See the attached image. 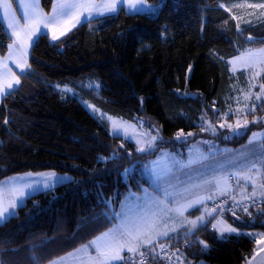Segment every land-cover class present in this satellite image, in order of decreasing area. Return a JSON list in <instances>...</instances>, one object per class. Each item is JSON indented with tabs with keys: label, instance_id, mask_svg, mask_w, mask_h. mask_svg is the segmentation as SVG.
I'll return each instance as SVG.
<instances>
[{
	"label": "trees",
	"instance_id": "trees-1",
	"mask_svg": "<svg viewBox=\"0 0 264 264\" xmlns=\"http://www.w3.org/2000/svg\"><path fill=\"white\" fill-rule=\"evenodd\" d=\"M11 1L17 9V0ZM40 1L51 13L55 0ZM147 1L161 4L158 14L123 7L81 23L58 41L44 33L34 42L20 86L0 105V181L44 171L69 173L73 180L33 195L0 224V264H48L109 230L126 194L150 187L145 168L163 150H183L200 139L237 148L264 129V103L243 115L262 116L244 133L230 136L233 131L220 126L223 118L237 117L228 114L236 106L230 60L248 47H264V21L240 28L222 5L242 0ZM10 42L0 16L1 56ZM56 83L98 84L85 90L86 98L120 118L142 117L163 140L153 152L137 151ZM181 132L184 142L177 141ZM259 211L224 218L264 233ZM185 235L164 242L183 245L182 262L188 264H249L257 253L249 235L221 238L210 224Z\"/></svg>",
	"mask_w": 264,
	"mask_h": 264
},
{
	"label": "rangeland",
	"instance_id": "rangeland-1",
	"mask_svg": "<svg viewBox=\"0 0 264 264\" xmlns=\"http://www.w3.org/2000/svg\"><path fill=\"white\" fill-rule=\"evenodd\" d=\"M27 2V0H18V7L17 9L14 7L11 0H7V3L4 4L0 2V16L5 24L7 33L9 37L11 38V42L9 43V52L6 56L0 55V75L6 74L8 78V82H11L13 85V88L10 90V93L14 91L19 85H20V78L16 76V72L23 74L26 73L29 69V56H30V48L33 46L35 39H37L41 33H47L46 30L51 28L53 24H49L48 28H44L43 23H40L39 21H46L51 16H48L46 12L43 10L41 6V1L36 0L38 3V8H36L34 11L36 13V19H26V17L29 16V9L22 7ZM58 0H56L55 7L57 5ZM97 4L104 3L106 0H95ZM146 3L150 6H152L155 9V12L152 13V15L158 14L161 4H153L146 0ZM264 4V0H242L239 2H234L231 4H223L222 7L228 10L236 19L238 25L240 28L242 26L247 25H253L258 24L262 21H264V7H250L249 5H261ZM124 8L128 11L127 6L125 5ZM121 10L120 6H117V12ZM129 12V11H128ZM106 9L102 10V14H97L95 10H92L91 13L84 12L80 15L79 20L73 19L72 24H70L67 28L69 30L71 26L77 24V22L81 20H86V16H105L110 14ZM149 14L147 11L143 12ZM14 17L15 21L17 22L18 28L17 30L20 32V39L24 41V47H20L18 44L14 46V41H16V37L14 35H11L12 29L8 27L9 19ZM68 20H71L70 18H65ZM64 21V19H62ZM39 28V31L35 32L32 35V39L29 41L27 40V35L29 33H32L34 29ZM61 35V34H60ZM60 35H54V36H60ZM53 40H56L53 38ZM30 43V47H29ZM264 49V47L261 48H252L248 47L247 49L241 51L237 56L233 57L230 60L231 65V72L234 77V90L236 92L235 94V108L228 112L229 113H236L237 117L233 121H229L226 119H222L220 122V126L223 125V127H228L229 124L233 125V128L231 129L233 132L230 134V136H234L235 133L242 134L245 132V130L253 123L258 122L262 119V116L255 115L252 119L249 117H245L243 115L247 114L248 112H253L257 110L259 106H261L264 103V83L262 82V76L264 75V52H261L260 50ZM17 64L21 65V67L24 68V71L21 72L20 68L17 67ZM5 65L7 67H5ZM10 69V71H9ZM191 74V71L189 75ZM19 79V84H16V79ZM56 88L59 92L67 95V96H73L76 97L81 104L96 118L100 120H105L110 125V132L111 134L115 136L122 137L128 141L133 142L137 148H144L145 150L143 152H153L158 147V144L161 140H163V135L161 130L158 127H148L146 125L145 120L142 117H137L135 120H126L123 118H120L118 116L112 115L100 107H98L96 104H94L91 100L86 98L85 96V90L90 89H98V84L95 83H88L84 90L81 87H76L70 84H61L56 83ZM5 91L8 92L9 90L5 88ZM257 95L260 96V99L257 100ZM5 95H0V105L1 100L4 98ZM253 105H255L254 110ZM111 117V119H109ZM239 121L241 125H244V127L240 128L237 131H234L236 122ZM215 128L212 126V128L208 129L211 131ZM218 131V130H217ZM182 133V132H181ZM255 133H261L264 134V129L256 131ZM186 135L182 133L179 137L177 136L178 142H184L186 140ZM251 139V138H250ZM249 139V140H250ZM212 140L200 139L196 145L204 144L209 145ZM212 143H216V141H212ZM261 145H264V136H258L256 141L253 144H249V141L240 148L239 151H243L242 154L244 156V165L246 168V173L249 174V176L256 180L262 178L263 172H264V148L261 147ZM196 147V146H195ZM168 150V149H165ZM164 151V150H163ZM196 155L192 156V158H195ZM253 162H255V167H252ZM31 173V175H29ZM55 174V176H52L50 174ZM28 174L26 176H18L12 175L10 177L5 178L6 181H11L13 185H15V182H12V180L25 183L26 186H28L29 190L32 192H35L34 194L30 192V197L33 195L40 193V192H47L49 190L55 189L58 185H62L64 183H68L71 180H73V176L69 173H59L56 171H44V172H28L25 173ZM24 174V175H25ZM22 175V174H19ZM248 178V177H246ZM1 181H4L1 180ZM0 181V182H1ZM224 182V179H223ZM5 183V182H4ZM230 185V184H229ZM151 187V182H150ZM14 192L12 191L11 184H3L0 183V210L7 208L11 210L12 204H17L20 200L18 196L16 195L14 200ZM264 195V194H263ZM29 197V198H30ZM143 207H150V204L143 203ZM24 203H22L21 206H23ZM121 206V205H120ZM157 212L159 211L158 208H153ZM259 211V210H257ZM7 212H3L0 217V220H3V215L7 214ZM260 212V211H259ZM17 210H14V213L12 215H16ZM145 215V226L147 228L148 232L154 231L157 228H155V222H153L152 216L153 212L151 209H145L144 212ZM148 216L150 217L148 219ZM118 217V215H116ZM10 218V217H9ZM125 217L122 214L120 215V222L121 224L124 222ZM253 222L257 220V217H253L251 219ZM6 220L2 221L4 223ZM1 224V223H0ZM198 226H202L203 223L197 219ZM215 225V227H213ZM233 227L236 228V232H228L226 229L227 227ZM211 229L216 231L219 237L225 238L226 236H230L233 234H247L250 237H252L255 240L256 245V252H259L260 250L264 249V233L262 231H257L254 229H242L235 226L233 223L229 222L226 218H220L218 220H215L211 225ZM163 229V228H159ZM191 235V232L186 234V236ZM172 244V243H170ZM151 243L147 244L145 248L147 249V252L153 251L155 254L158 252V245H152ZM151 246V247H150ZM143 249V250H144ZM142 252V249H140ZM138 253H134L133 255H136ZM185 257V253L183 252L181 255V259L183 260ZM182 264H188L187 261L182 262Z\"/></svg>",
	"mask_w": 264,
	"mask_h": 264
},
{
	"label": "crops",
	"instance_id": "crops-1",
	"mask_svg": "<svg viewBox=\"0 0 264 264\" xmlns=\"http://www.w3.org/2000/svg\"><path fill=\"white\" fill-rule=\"evenodd\" d=\"M55 4L56 0L53 9L55 8ZM52 13L53 10L48 16H51ZM97 17L101 16H91L90 19L81 20L77 22L75 26H71L69 30H67V28L72 24L71 21H73V19H64V21L61 20L59 24L53 25L46 30V32L51 35L52 39L54 35L63 33L54 40L58 41L81 23ZM16 73V76L20 78L21 74L18 72ZM197 142L198 141L189 144L187 148L183 150H164L147 164L145 169L149 181L151 182V187L145 188L140 193H127L120 208L114 215L115 221L110 228L114 229L122 225L131 232V235L122 237V240L126 241L124 249L119 252V255L123 257V259L105 260L104 264H130L133 259L139 258L141 254L154 253L153 251L147 252L148 248L144 249L149 243L152 245L168 244L164 242V240L179 233L188 234L191 232V234H193L202 226L207 224L211 225L215 220L224 218L216 216L207 206L212 200L227 194H233L235 197L245 194L244 190L237 191L229 185L230 176H233L240 184L254 188L259 195L264 194V172L262 178L256 180L252 179L249 174L246 173V168L243 163V151H239L242 146L237 148L221 147L217 142L212 144L210 142L209 145H204L203 143L196 145ZM194 155H196L195 158H192ZM24 174L25 173L22 175L18 174V176L24 177L28 175ZM12 182H15V185H13L11 181H6V179L0 183L11 184L12 191L18 190V192L13 193L14 200L16 195L20 200L17 204H12L11 210L3 215V218H1L3 220H0V223L13 216L12 214L9 215V213H14V210H18L22 203L25 204L27 202L32 195H30V192L33 194L35 193L30 191L25 183L15 180H12ZM21 192L23 195H21ZM200 198H203V203L184 208L183 215L176 211L181 205H187L190 201H196ZM142 202L150 204V207H143ZM13 205H15V207H13ZM151 206L153 208H158L159 211L157 212L152 209ZM145 209H151L153 212L152 219L153 222H155V228L158 227L154 231H147L145 226ZM122 212L125 220L121 224L119 220ZM116 215H118V217H116ZM201 216L204 218L202 226H198L197 224L196 227L193 228L192 225L188 223V221L191 220L197 221L198 217ZM0 217H2L1 214ZM149 218L148 216V219ZM159 228L163 229L161 230ZM108 231L109 230L105 232ZM104 233L87 244L52 260L48 264H53V262H55V264H101L103 258L98 256L97 247L103 252L110 253V245L112 243L111 234L109 237L104 238ZM165 233L167 235H164ZM98 237L102 239H97ZM93 241H96L95 245L92 244ZM146 241L147 243H145ZM128 248H131L132 251H128ZM140 249H142V252ZM134 253L138 254L133 255ZM147 264H150V262Z\"/></svg>",
	"mask_w": 264,
	"mask_h": 264
},
{
	"label": "snow or ice",
	"instance_id": "snow-or-ice-1",
	"mask_svg": "<svg viewBox=\"0 0 264 264\" xmlns=\"http://www.w3.org/2000/svg\"><path fill=\"white\" fill-rule=\"evenodd\" d=\"M0 2L6 4L7 0H0ZM120 6L121 9H123V7L126 5L128 8L129 13H135V14H140L143 12H148L149 14H152L155 12V9L148 5L146 3V0H106V2L104 3H100L97 4L95 2V0H58L56 7L53 9V13L52 16L47 19L46 21H39L40 23H43L44 28H48L49 24H59L61 22L62 19L65 18H70V19H75V20H79V17L82 13L84 12H89L91 13L92 10H95L97 12V14H102V10L106 9L108 12L110 13H115L117 11V6ZM250 7H264V4L261 5H249ZM22 7H25L27 9H29V16L26 17V19H32L35 20L36 19V13H35V9L38 8V3L36 2V0H27V2L22 5ZM85 19H90V16H86ZM75 26V25H73ZM8 27L10 29H12V33L11 35H14L16 37V41H14V46L16 44H18L20 47H24V41H22L20 39V32L17 30L18 25L17 22L15 21V18L12 17L9 19L8 22ZM39 31V28H36L33 30L32 33H29L27 35V40H31L32 39V35ZM63 33H61L62 35ZM41 35H44V33H41ZM54 39H56L57 37L54 36ZM261 52H264V49L260 50ZM5 67H7L5 65ZM17 67L20 68V71L23 72L24 68L21 67V65L17 64ZM10 71V69H9ZM16 84H19V79H16ZM264 87V86H262ZM5 88H7L9 91L6 92ZM13 88V85L11 82H8V78L6 76V74L4 75H0V95H7L10 94V90ZM257 100L260 99V96L257 95L256 97ZM255 105H253V109L254 110ZM109 119H111V117H109ZM221 127H223V125H221ZM229 128H233V125L229 124L228 125ZM244 127V125H241L239 121L236 122L235 125V129L234 131L239 130L240 128ZM209 128H212V125L209 124ZM213 132H214V128H213ZM182 135V133H178V137ZM188 135H192V133H188ZM258 136H264V134L261 133H255L253 132L251 134V139L249 140V144H253ZM262 148H264V145H261ZM145 149L144 148H139L137 149V151L143 152ZM252 167H255V162H253ZM31 175V173L29 174ZM52 176H55V174H50ZM21 195H23V193L21 192ZM253 195H255V193H253ZM211 198V197H209ZM198 203H203V198H200L196 201H190L187 205H181L179 208L176 209V211H178L181 215H183V209L186 207H192L195 206ZM13 207H15V205H13ZM8 209L4 208L2 210H0V214H2L3 212H7ZM244 211H247V208L244 209ZM12 213H9V215H11ZM198 219L203 223V216L198 217ZM188 223H190L192 225L193 228L196 227L197 225V221L196 220H191L188 221ZM213 227H215V225H213ZM228 232H236L237 229L233 228V227H227L226 229ZM111 234V238H112V243L110 245V253L109 252H103L99 249V247H97V253L98 256L103 258L101 261V264H104L105 260H110V259H123V257H121L119 255L120 250H123L125 247V243L126 241L122 240V237L125 235H131V232L128 231L127 229H125L122 225L121 226H117V228L114 229H109L108 232L104 233V238L109 237V235ZM164 235H167L166 233ZM97 239H102L101 237H98ZM147 243V241L145 242ZM200 243H203L202 241H200ZM93 245L96 244V241L92 242ZM87 247V246H85ZM206 247V245H205ZM128 251H132L131 248L127 249ZM143 255V254H141ZM254 258V257H253ZM53 264H55V262H53Z\"/></svg>",
	"mask_w": 264,
	"mask_h": 264
},
{
	"label": "built area",
	"instance_id": "built-area-1",
	"mask_svg": "<svg viewBox=\"0 0 264 264\" xmlns=\"http://www.w3.org/2000/svg\"><path fill=\"white\" fill-rule=\"evenodd\" d=\"M229 184L237 191L244 190L245 194L237 197L233 194H227L209 202L207 207L216 216L226 217L234 216L240 212L264 210V195H259L254 188L240 184L233 176L229 177ZM245 208H247V211H244ZM182 253L183 245L173 246L165 243L158 245V252L156 254H143L139 258L133 259L130 264H147L153 260H161L167 264H181Z\"/></svg>",
	"mask_w": 264,
	"mask_h": 264
},
{
	"label": "water",
	"instance_id": "water-1",
	"mask_svg": "<svg viewBox=\"0 0 264 264\" xmlns=\"http://www.w3.org/2000/svg\"><path fill=\"white\" fill-rule=\"evenodd\" d=\"M249 262V264H264V249L257 252Z\"/></svg>",
	"mask_w": 264,
	"mask_h": 264
}]
</instances>
